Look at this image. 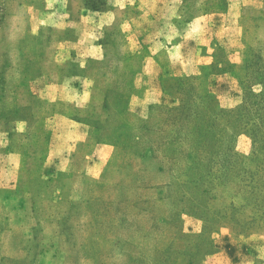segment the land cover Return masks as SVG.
I'll use <instances>...</instances> for the list:
<instances>
[{"label":"rangeland","instance_id":"1","mask_svg":"<svg viewBox=\"0 0 264 264\" xmlns=\"http://www.w3.org/2000/svg\"><path fill=\"white\" fill-rule=\"evenodd\" d=\"M180 1V33L226 6ZM89 2L0 0V151L20 157L17 184L0 187V264H264V8H244L238 53L136 90L142 28L122 23L142 2L101 0L98 11L115 18L99 30L80 22ZM80 36L105 44L100 70L112 74L85 118L35 93L43 72L56 75L64 41ZM146 93L156 100L143 110L131 102ZM57 110L93 120L66 169L48 159L50 139L57 151L67 141L45 121ZM104 143L114 152L93 177L85 154Z\"/></svg>","mask_w":264,"mask_h":264},{"label":"crops","instance_id":"2","mask_svg":"<svg viewBox=\"0 0 264 264\" xmlns=\"http://www.w3.org/2000/svg\"><path fill=\"white\" fill-rule=\"evenodd\" d=\"M139 1L142 2L139 17L129 16L122 23L128 33L136 30V27L142 28L137 36L138 50L131 54V58H137L139 62L137 76L134 79L136 90L141 88L142 80L144 83L153 84L163 77L202 74L204 68L216 62L220 54L230 56L238 53L242 47L244 8L249 6L250 9L257 11L264 8V0H226V6H223V9L192 17L186 23L184 32L180 33L176 24V19L179 18L180 0ZM125 6V4H118L119 8L124 9ZM157 9L170 11L168 16L170 20H162L161 23V19L156 15ZM114 18V9L112 11L89 10L80 16V22L91 23L94 25L93 29L99 30L111 24ZM136 22H139L138 26ZM96 39L95 37L93 40L86 41L80 36L74 40L64 41L65 50L61 55L65 56L58 60L56 75L48 76L43 72L42 85L35 90L42 105L64 104L66 107H76L80 111L84 109V113H80L84 118L90 116L91 107L87 103L91 93L99 95V92H102L101 88L110 90V85L100 83L99 78L102 76L112 78L111 73L108 72L110 74L108 76L100 70L106 62V46ZM163 55L165 59L162 60ZM72 63L76 64V68L68 69ZM64 70L66 72L63 73ZM151 94L146 93L141 97L134 94L131 102L137 101L143 110L148 102L156 100ZM102 101L99 105L103 107ZM74 115L62 110L45 113L46 123L53 124L52 133L54 134L51 136L54 141L59 138L67 140L59 145L57 151L53 148L55 143H51L50 139L48 159L52 157L57 169H66L70 163V155L77 145L84 144L94 132L93 120L88 117L86 120L75 119ZM112 152H114V146L104 143L96 145L90 154H85L87 173L93 177L100 175L102 167L107 163ZM19 169L18 153L0 151L1 188H11L17 184Z\"/></svg>","mask_w":264,"mask_h":264},{"label":"trees","instance_id":"3","mask_svg":"<svg viewBox=\"0 0 264 264\" xmlns=\"http://www.w3.org/2000/svg\"><path fill=\"white\" fill-rule=\"evenodd\" d=\"M89 2L90 10L97 11L100 8L101 0H87Z\"/></svg>","mask_w":264,"mask_h":264}]
</instances>
